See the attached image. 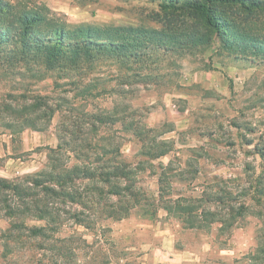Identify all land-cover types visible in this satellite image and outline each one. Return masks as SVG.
<instances>
[{"label":"rangeland","instance_id":"1","mask_svg":"<svg viewBox=\"0 0 264 264\" xmlns=\"http://www.w3.org/2000/svg\"><path fill=\"white\" fill-rule=\"evenodd\" d=\"M3 1L68 30L138 28L142 43L124 53L81 54L68 67V60L48 67L40 56L18 64L8 60L13 43L1 45L0 177L39 173L60 144V128L86 132L90 123L97 128L92 147L108 139L114 158L141 162V189L155 192L154 166L167 168L172 212L159 203L152 217L137 209L118 222L85 212L88 228L30 220L28 227L46 225L44 233L22 229L16 239L2 218L0 264H264V197L250 190L262 171L255 148H264V57L223 47L199 18L172 10L178 0ZM220 17L251 39L264 36V13L249 18L227 6ZM36 99L45 105L33 111ZM34 113V125L15 123ZM136 125L148 131L143 141L130 136ZM150 141H164L156 149L167 153L150 159ZM88 143L77 145L86 151ZM62 211L70 217L80 209L66 204Z\"/></svg>","mask_w":264,"mask_h":264},{"label":"trees","instance_id":"2","mask_svg":"<svg viewBox=\"0 0 264 264\" xmlns=\"http://www.w3.org/2000/svg\"><path fill=\"white\" fill-rule=\"evenodd\" d=\"M178 2L181 5L170 6L172 10L183 11L199 18L208 29L214 31L215 37L223 47L231 46V49L242 51L243 55L264 57V36H253L251 39L243 31L235 30L232 22L223 21L220 17L221 8L232 6L251 18L253 14L264 13V1L178 0ZM11 9L9 3L0 0V15L4 14L3 26H0V46L13 43L10 44L12 49L7 51L11 54L8 60L18 64L22 62L27 65L34 56H40L48 67L60 65L63 60H68L70 63L66 65L68 67L75 64V59L81 54H85L89 59L91 52L124 53L128 49L139 48L142 43L138 28L85 27L68 30L62 25H54L47 21L37 11L23 9L13 12ZM247 17L239 21L244 22ZM125 33L131 37L128 38ZM40 101L36 99L30 108L33 111L40 109L45 105L44 102L41 105ZM49 112L52 113V109H49ZM34 116H18L15 123H20L22 127L32 126L39 114L34 113ZM103 119L106 118H99V121L104 122ZM87 126L86 132H82L77 126L60 128V144L49 151L48 161L39 173L14 179L0 177V219L8 220L7 232L10 238H18L15 232L22 229L30 235L41 236L47 224L61 225L66 220H72L77 225L84 224L83 226L88 228L91 219L89 214H84L85 212H94L93 215L100 213L104 218L117 222L127 218L137 209H141L142 214L152 217L159 203L163 204L162 208L168 214L172 212L171 201L165 199L169 198V190H167L169 187L163 185L167 168L161 165L154 166L160 170L158 189L155 192L150 193L141 189L138 186L141 162L133 166L124 160L114 158L118 150L113 143L108 142V139L106 143L94 144L95 147H92L91 142H97L95 137L97 128L90 123ZM128 131L134 139L143 141L147 136L146 131L139 129L137 125ZM90 133L93 134L91 138L88 137ZM79 142H90L85 145L86 151L81 149L82 146L78 147ZM165 144L164 141L157 144L150 141L148 148L152 152L149 153L150 159L165 155L167 150L156 149L160 146L165 147ZM255 149L262 159L260 163L262 171L255 176V180L250 184V190L254 195L262 193L264 197V166L262 165L264 148ZM56 156L61 158L67 156V161L74 159L78 162L82 159L83 165L66 161L62 164ZM66 204L70 207H78L80 211H75L67 217L68 212L62 211ZM181 210L186 215L192 212V210L187 211V206ZM30 220L44 221L46 225L28 227L26 222ZM4 248L10 252L7 244Z\"/></svg>","mask_w":264,"mask_h":264}]
</instances>
